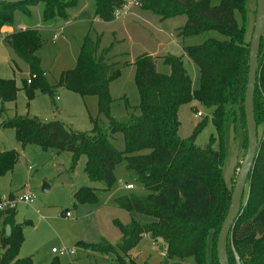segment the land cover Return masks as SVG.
<instances>
[{
    "label": "trees",
    "instance_id": "obj_1",
    "mask_svg": "<svg viewBox=\"0 0 264 264\" xmlns=\"http://www.w3.org/2000/svg\"><path fill=\"white\" fill-rule=\"evenodd\" d=\"M93 1L92 13L77 11L75 15L70 9L77 7L78 0L0 2V38L4 26H15L18 14L31 16V7L40 2H43L44 21L72 18L113 21L114 11L123 0ZM141 3V8L163 18L186 15V23L178 30L182 37L215 30L225 36L224 39L209 37L197 45H184L183 55L199 69L198 88L192 85L183 56L165 54L163 61L171 67V72L161 73L154 56L141 53L133 60L140 93L139 112L135 110L128 117L117 119L112 115L110 87L122 71L119 62L108 59L115 41L101 48L102 34L87 33L82 39L76 66L63 71L59 81L50 85L41 67L44 39L37 24L29 22L23 29L4 35L14 52L28 64L31 77L22 80L28 99L36 89L54 97L60 86L82 96L95 95L98 113L106 117L108 125L101 124L96 116L92 117L93 128L82 131L61 120L43 121L37 116L18 114L0 125L14 128L22 147L36 144L45 149L71 152L72 172L77 159L82 154L86 156L87 175L92 181L104 183V187L77 188L74 191L76 203H98L101 191L115 184V170L121 164H125L127 171L145 189L144 194L133 191L119 195L115 203L130 213L154 220L144 222L132 218L126 224L115 221L121 232L117 246L105 238L98 243L80 242L79 245L111 254L113 264H139L131 252L144 236H150L155 242L159 238L163 240L166 258L191 257L196 264H219L218 234L229 211L236 181L228 185L223 175L229 135H234L240 147L247 149L248 146L244 109L250 55L245 26L248 0H220L217 5H212L211 0H141ZM236 11L242 16L243 24L237 21ZM260 54L263 56L254 97L259 153L247 180L241 214L228 238L230 264H264V38ZM18 89L14 78H0V117L7 110L6 103L16 100ZM194 101L213 108L211 121L216 135L204 146H199L196 139L207 124V117L189 137L182 138L179 134V109ZM116 134H122L124 148L121 150L111 139ZM18 159L16 149L0 151V173L12 170ZM15 210L0 214V264H32L30 256H19L24 227L15 221Z\"/></svg>",
    "mask_w": 264,
    "mask_h": 264
},
{
    "label": "rangeland",
    "instance_id": "obj_2",
    "mask_svg": "<svg viewBox=\"0 0 264 264\" xmlns=\"http://www.w3.org/2000/svg\"><path fill=\"white\" fill-rule=\"evenodd\" d=\"M77 7L70 12L77 11L92 13L93 0H78ZM220 0H211L217 5ZM43 2L33 5L32 15L29 17L18 14V23L10 26L12 31L23 29L32 22L40 26L44 45L40 51L41 67L46 72L50 85H55L63 71L76 66L80 45L87 33L93 36L102 34L101 48L114 42L112 51L108 55L110 62H119L122 71L120 76L111 83L113 97L112 115L117 119H124L137 110L140 104V93L135 80L136 68L133 60L141 53L148 52L155 58L157 69L161 73H170L171 67L164 63L163 56L167 53L183 56L184 65L196 89L200 85V73L197 65L186 55H183L182 45H197L209 37L224 39L218 31H210L203 35L182 37L179 28L187 21L186 15H176L169 18L147 9L134 7L128 14L115 18L113 21L100 19H70L49 20L42 19ZM256 0H248L246 39L251 41L255 19ZM134 10H142V16H133ZM235 17L239 24H243L242 16L238 11ZM131 19V20H130ZM20 23V25H19ZM4 26V27H6ZM3 27V28H4ZM2 28V29H3ZM11 31V32H12ZM3 37L0 38V78L16 80V100L7 102V110L0 117V123L15 114L37 116L43 121L61 120L66 125L82 131L93 128L92 117L99 116L103 125H108L104 115L98 113V99L95 95L82 96L80 93L60 86L51 97L41 89L34 91L29 100L22 80L29 79L28 64L20 58L10 44ZM55 35L59 38L55 39ZM1 105V104H0ZM197 111L202 116L197 115ZM213 108H208L199 102L183 104L179 109L181 126L179 134L182 138L189 137L196 131L197 126L207 117V124L197 135L196 143L206 145L212 136L216 135L211 121ZM118 149L124 148L122 134L111 137ZM217 147V145H215ZM228 151L224 164V179L231 185L236 179L239 164L243 159L246 148L239 146L233 134L228 137ZM16 149L19 159L12 170L0 173V196L8 197L11 194H34L30 204H20L15 210L14 219L24 227L23 242L19 251L20 257H31L32 264H68V256H60L52 251L53 248H74L77 252L74 264H113V256L86 249L80 242L98 243L104 237L112 245L117 246L120 240V229L115 221L124 224L132 218L141 221H152L153 217L138 213H130L115 203L119 195L130 192L144 194L145 189L127 171L125 164L119 165L115 174L117 180L108 190L101 191L98 203H76L74 191L81 186L104 187V183L92 181L85 171L86 156L82 154L76 162L74 171H70L73 160L71 152H59L54 148H43L40 145L29 144L22 147L16 139L15 129L4 128L0 125V151ZM134 184V189H127L126 185ZM50 186L44 190L43 186ZM69 212V215H67ZM139 264H196L193 258L184 260L165 257L163 240L156 242L150 236H144L132 250Z\"/></svg>",
    "mask_w": 264,
    "mask_h": 264
},
{
    "label": "water",
    "instance_id": "obj_3",
    "mask_svg": "<svg viewBox=\"0 0 264 264\" xmlns=\"http://www.w3.org/2000/svg\"><path fill=\"white\" fill-rule=\"evenodd\" d=\"M26 0H0V2L18 3ZM256 19L253 35L250 41L249 55V75L247 89L245 93L244 109L246 114V124L248 131V146L241 161V165L233 188L229 211L223 221L217 240V255L219 264H230L228 254V238L235 226L236 220L241 214L244 205V192L256 158L259 153L258 125L255 116V90L260 69L261 42L264 38V0H256ZM50 186L45 184L44 190H49ZM8 232L10 227L7 228Z\"/></svg>",
    "mask_w": 264,
    "mask_h": 264
},
{
    "label": "built area",
    "instance_id": "obj_4",
    "mask_svg": "<svg viewBox=\"0 0 264 264\" xmlns=\"http://www.w3.org/2000/svg\"><path fill=\"white\" fill-rule=\"evenodd\" d=\"M141 0H123L121 5H119L115 11L114 16L115 18L122 17L129 12L134 7H141ZM2 38V37H1ZM58 38V35H55V39ZM30 82V80H29ZM198 116H202L201 112H197ZM127 189H134V184L129 183L126 185ZM34 200V194L27 192L25 194L19 195V194H11L8 197H2L0 200V214H4V212L9 210L17 209V207L24 203V204H30ZM67 215H69V212H67ZM0 227H1V220H0ZM52 251L54 253H57L60 256H68L69 262L68 264H74L75 257L77 256V252L74 248H53Z\"/></svg>",
    "mask_w": 264,
    "mask_h": 264
},
{
    "label": "crops",
    "instance_id": "obj_5",
    "mask_svg": "<svg viewBox=\"0 0 264 264\" xmlns=\"http://www.w3.org/2000/svg\"><path fill=\"white\" fill-rule=\"evenodd\" d=\"M137 9H141V7L140 8H137ZM142 11V10H141ZM140 10H134L133 12H132V15L133 16H142V12H141ZM97 19V18H96ZM117 20V19H116ZM115 20V21H116ZM131 20V19H130ZM19 25H20V23H19ZM37 27L39 26L38 25V23H37V25H36ZM39 28H40V26H39ZM2 31L4 32V34H8V33H10L11 31H12V29H11V27L10 26H6V27H4L3 29H2ZM59 38V37H58ZM183 47H184V44L182 45V49H183ZM146 53H148V52H146ZM150 54V53H149ZM152 55V54H151ZM149 221V220H148ZM105 238V237H104ZM134 256V255H133Z\"/></svg>",
    "mask_w": 264,
    "mask_h": 264
}]
</instances>
